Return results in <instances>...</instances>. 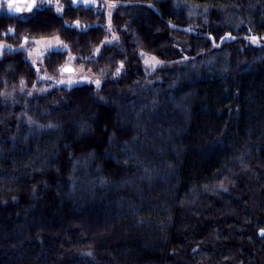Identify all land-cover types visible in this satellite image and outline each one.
I'll return each mask as SVG.
<instances>
[{
    "label": "trees",
    "instance_id": "trees-1",
    "mask_svg": "<svg viewBox=\"0 0 264 264\" xmlns=\"http://www.w3.org/2000/svg\"><path fill=\"white\" fill-rule=\"evenodd\" d=\"M118 2L120 43L102 48L98 65H73L111 73L124 60L126 74L101 90L107 104L94 86L38 81L20 48L23 35L58 34L72 54L89 56L111 35L100 27L106 15L69 0H60L62 17L54 7H0V42L10 46L0 93L22 78L29 90L48 88L34 95V120L59 125L29 124L25 103L0 95V264H264V40L245 39L264 36V0ZM77 20L91 25L86 35L64 25ZM9 27L15 35H3ZM225 33L237 39L221 42ZM140 49L194 59L149 75ZM67 55L41 68L57 75L52 65Z\"/></svg>",
    "mask_w": 264,
    "mask_h": 264
},
{
    "label": "snow or ice",
    "instance_id": "snow-or-ice-1",
    "mask_svg": "<svg viewBox=\"0 0 264 264\" xmlns=\"http://www.w3.org/2000/svg\"><path fill=\"white\" fill-rule=\"evenodd\" d=\"M4 0H0V7L3 6ZM69 5L72 7H80L85 6L86 8L91 9L93 6L97 9V14H104L107 17L106 24L100 25L102 28H106L107 31L111 34L110 36H105V38L100 41L99 46H93L92 47V54L89 56H79L72 54L71 48L67 43H65L60 36L52 35V36H39V37H30L29 35H23L21 37L22 43L20 44V48L23 49L25 52L28 53V56L26 59H31V65L34 68L35 74L37 75L38 81H52V87L64 85L66 88L71 90L73 87L79 85V84H87L90 86H94L93 94L96 96L97 99L103 101L104 103H108V101L105 99L104 96H101V90L104 87L106 83V79H114L121 77L122 74H126V68L124 60H120L115 67L114 71L109 73L108 69L111 68V65H105V67H98L97 71H93L92 68H88L87 71L84 70V65L81 64L79 68L74 67V62L79 58L83 61H88L91 63L99 64V58H103L104 52H102V48L106 50V46H114L116 44L120 43V36L115 30V26L112 22V14L113 11L116 10L120 6H124L121 3L118 2V0H104L102 4L98 3V0H69ZM179 6V5H178ZM51 8L54 7L55 11L58 15L61 17L64 14V5L60 3V0H40L39 3H37V0H30V2L26 3V8L29 13L33 11L34 8ZM149 7L155 8V5H149ZM8 8L9 10H14L19 13H23L25 11L24 8L21 7H14V4L12 0H8ZM207 8L204 9V12H207ZM158 12L159 10L156 9ZM207 17L205 16V19ZM168 24L172 28H176L177 25L173 24L171 21H168ZM65 27H71L76 28L80 30L81 34H87V30L91 28L90 24H81V21L77 20L74 21L71 25L68 24L67 21L64 22ZM120 28H122L124 31L128 30V25H120ZM186 31H193L191 27L186 29ZM249 32L251 33V29H249ZM9 33L15 35L16 29L9 27L8 30L3 33V35L7 36ZM209 38L212 42L213 47H219V45L216 43V38L210 36ZM236 40L237 37L233 36L231 33H225L223 36H220V41H226V40ZM251 44L259 45L261 44V41L264 40V37H259L257 35H248L245 37ZM78 43V41H77ZM137 43H139V40H137ZM29 44L35 46V48H30ZM10 46L6 45L4 42H0V56L3 55V52L6 48ZM175 47H179V45H175ZM42 48V50H40ZM54 49H60L61 51L57 53L54 51ZM36 50L38 52L37 59H33V51ZM67 52V58L65 59L63 64H60L58 67L56 64H53V71L56 72L60 78L57 79L56 76H53L47 72V66H44L43 69L41 68V65H43V61L45 58L49 59L51 61L52 56L55 55H64V52ZM121 51L123 49L121 48ZM135 51V50H134ZM181 52H183V49H181ZM47 54V56H46ZM138 56L143 60V64L145 67V72L149 75L154 73L157 68L163 67L166 63H185L191 59H194L192 57H189L187 55H184L181 60L178 61H164L161 60L159 57L144 51L143 49H140L137 53ZM125 59L127 57L125 56ZM39 60V63L37 62ZM43 73V74H41ZM147 83L151 84L152 81H147ZM27 86V81H25L23 78L20 80V91L23 92L24 88ZM48 88H39L37 89L35 84H33L32 90L27 92V95L31 96L33 92H40V93H46L48 92ZM0 95H4L5 99H7L9 96H11V93H0ZM112 103H115L113 101ZM27 118V121L29 124H36L40 128H58L59 125L49 123L47 125H40L37 121H34L32 117L27 116V114H24ZM85 125H87V122H82L81 125V132L84 133L86 131ZM88 127H91L88 125ZM106 127V126H105ZM115 134H113V137ZM125 145H127V141H125ZM90 157H95V152L89 153ZM119 162V161H118ZM124 163H127V161H124ZM101 183H104V180H101ZM259 234L261 237H264V228H261L259 230ZM87 255L91 256L92 253L88 252Z\"/></svg>",
    "mask_w": 264,
    "mask_h": 264
},
{
    "label": "rangeland",
    "instance_id": "rangeland-1",
    "mask_svg": "<svg viewBox=\"0 0 264 264\" xmlns=\"http://www.w3.org/2000/svg\"><path fill=\"white\" fill-rule=\"evenodd\" d=\"M24 7H26V6L24 5ZM83 65H84L85 71H87L88 68H90V67L86 66L85 64H83ZM79 66L77 68H79ZM54 76H56L57 79L60 78V76L58 74L54 75ZM51 84H52V81H51ZM28 91H30V90L25 87L24 91L21 92L20 91V85L19 86H7L4 90V93H11V96H9L7 99H5V96H4V99L6 101H9V102L23 101L25 103V106H26L27 116L32 117V119L34 120V114L33 113H34L35 109L37 108L36 107L37 100L34 99V95L37 92L34 91L33 94L31 96H29V95H27ZM26 120H27V118H26Z\"/></svg>",
    "mask_w": 264,
    "mask_h": 264
},
{
    "label": "water",
    "instance_id": "water-1",
    "mask_svg": "<svg viewBox=\"0 0 264 264\" xmlns=\"http://www.w3.org/2000/svg\"><path fill=\"white\" fill-rule=\"evenodd\" d=\"M17 1V6L16 7H21L22 8V6H21V3H24V2H26L27 0H16ZM30 2V1H29ZM14 13H17L16 11H14V10H12Z\"/></svg>",
    "mask_w": 264,
    "mask_h": 264
},
{
    "label": "flooded vegetation",
    "instance_id": "flooded-vegetation-1",
    "mask_svg": "<svg viewBox=\"0 0 264 264\" xmlns=\"http://www.w3.org/2000/svg\"><path fill=\"white\" fill-rule=\"evenodd\" d=\"M12 2H13V4H14V7H16V6H17V1H16V0H12ZM28 2H29V0H27V1L24 2V3H21L22 8H23L24 5L26 6V3H28ZM11 11H12V10H11Z\"/></svg>",
    "mask_w": 264,
    "mask_h": 264
}]
</instances>
